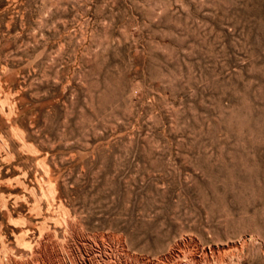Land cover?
Segmentation results:
<instances>
[{"label": "rangeland", "instance_id": "rangeland-1", "mask_svg": "<svg viewBox=\"0 0 264 264\" xmlns=\"http://www.w3.org/2000/svg\"><path fill=\"white\" fill-rule=\"evenodd\" d=\"M262 74L264 0H0V264H264Z\"/></svg>", "mask_w": 264, "mask_h": 264}, {"label": "bare ground", "instance_id": "bare-ground-1", "mask_svg": "<svg viewBox=\"0 0 264 264\" xmlns=\"http://www.w3.org/2000/svg\"><path fill=\"white\" fill-rule=\"evenodd\" d=\"M262 76H264V75L262 74ZM260 79H261V78H260ZM262 80H264V78H263ZM190 254H191V253H190ZM182 255H183V254H182ZM203 256H204V258H205V256H206V260H207V255L202 254V253L200 254V256L195 255V253H194V254H191V255H190V259L188 260L189 257L187 256L188 258H187L186 260L189 261V264H200V260L203 259V258H202ZM215 256H216V255H215ZM184 257H185V256H184ZM184 257H183V258H184ZM217 257H218V256H217ZM213 258H214V257H213ZM218 260H220V259H218ZM218 260H217V261H218ZM184 261H185V260H184ZM188 261H187V262H188ZM204 261H205V260H204ZM207 261H208V260H207ZM207 261H206V262H207ZM210 261H211V260H210ZM222 261H223V260H222ZM208 262H209V261H208ZM220 262H221V261H220ZM220 262H218V263H220ZM212 263H215V262H212ZM187 264H188V263H187ZM202 264H203V263H202ZM216 264H217V262H216Z\"/></svg>", "mask_w": 264, "mask_h": 264}]
</instances>
